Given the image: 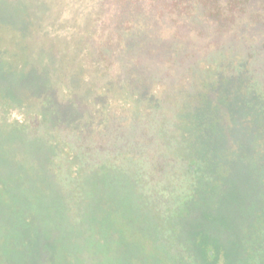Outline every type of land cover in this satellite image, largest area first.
Listing matches in <instances>:
<instances>
[{
    "label": "rangeland",
    "instance_id": "rangeland-1",
    "mask_svg": "<svg viewBox=\"0 0 264 264\" xmlns=\"http://www.w3.org/2000/svg\"><path fill=\"white\" fill-rule=\"evenodd\" d=\"M89 1L0 0L1 219H6L10 209L22 204L20 197L26 199L22 182L28 187L31 183L36 185L38 180L42 181L40 189L35 187L30 190V194H37L45 184L43 181L53 182L57 174L55 178L61 184L60 189L66 187L71 163L64 155L65 151L58 149V132L69 149L82 154L89 164H101L110 159H116L117 162L125 160L132 167L140 169L139 172L146 175L151 186L156 183L167 186L164 189L167 198L172 197L173 200L180 193L171 175V169L178 171L181 167L176 156L178 144L174 140L177 136L175 123L178 120L176 112L179 101L172 108L170 102L163 99L177 87L193 90V78L188 75V67L196 64L197 71L203 68L204 61L215 54L220 40L215 34L214 37L201 38L204 33L192 31L190 37L185 39L181 52L178 49L165 52L159 58L162 67L158 73L165 85L155 87L154 95L147 96L149 101L144 100L143 107L148 101L150 110L139 117L134 111L138 108L136 103L141 95L129 98L127 90L117 95L108 90V75H115L123 65L114 61L116 50L129 51L134 48L131 44L120 43L126 38H134L126 11H134L132 3L135 0H127L128 6H132L124 10L126 2L122 0L101 1L109 13L101 17V31L87 33L85 48L93 53L87 57L85 45L78 36L84 32L83 27L90 23L89 20L88 24L82 22L90 16L89 10H84V4ZM263 7L258 10H263ZM78 18L79 27L75 26ZM183 18L182 23L174 25L173 29L179 27L184 30V27L190 28L193 24H198L200 28L203 26L202 23H195L196 19L191 16ZM213 25L210 28L207 25L203 27L215 32L216 27ZM255 25L257 31L251 32V36L250 33L246 35L248 39L261 37L263 41L264 24ZM173 29L168 28L170 33ZM247 42L251 44L250 40ZM170 55L174 56L173 59ZM141 59L135 54L134 59L130 60L145 69L153 68L148 72V77L152 79L151 72L155 73L157 62L147 57L144 59L148 61ZM254 67L260 72L261 81H264V59L255 62ZM133 71L134 68L128 66L127 78L121 75L120 85L123 88L128 79H135ZM220 79L223 93L210 89L208 95L216 100L215 115L221 113L223 124L227 127L235 119L246 122L252 128L257 127V123L263 125L264 112L261 114L252 110L255 109L253 100H250L252 109L245 106L241 87L247 81L246 76L231 74ZM228 89H234L235 95L229 96ZM153 97L159 102L157 108L151 107L155 102ZM33 121L36 124L29 128L28 124ZM220 126L221 122L208 128L213 133V149L210 155L205 156L217 175L214 193L200 199L191 211L177 221L180 237L188 238L192 244L208 240L220 247L230 240L234 242L242 228L233 222L253 215L255 197L264 195V164L260 163L264 152V130L221 129ZM50 148L62 153L61 161L52 165L56 173L45 168ZM154 155L162 157V162L155 159ZM233 182L241 184L238 191L233 189ZM181 207L177 200L168 203V208L173 212ZM208 210H213L211 213L214 216ZM27 222L31 225L32 221ZM16 223L17 227L20 222ZM216 229L220 232H216ZM4 238L6 235L0 231V256L5 263L9 258H14L15 264H25L28 247L32 250L37 247L35 241L25 242L26 237L15 247ZM40 257L41 252L38 253V260ZM56 263L55 257H51L45 264Z\"/></svg>",
    "mask_w": 264,
    "mask_h": 264
},
{
    "label": "trees",
    "instance_id": "trees-1",
    "mask_svg": "<svg viewBox=\"0 0 264 264\" xmlns=\"http://www.w3.org/2000/svg\"><path fill=\"white\" fill-rule=\"evenodd\" d=\"M101 1L104 0H90L84 4V10H89L90 16L85 17L82 22L88 24L89 20L90 23L83 27L84 32L78 39L84 43L87 57L93 53L85 48V37L87 33L91 34L92 30H100L103 26L101 17L109 13ZM122 1L126 2L123 10L132 6H128L127 0ZM263 3L264 0H135L132 3L134 11H126V16L131 20L130 28H133L134 38H126L120 45L131 44L135 51L118 48L114 61L123 65L115 75H107L110 78V92L117 95L118 92L127 90L129 98L142 96L138 97V108L134 111L139 117L150 110L147 96L154 95L155 87L165 85L162 83L163 79L158 76L162 67L159 58L164 56L165 52L174 49L181 52L186 43L185 39L190 37L192 31L204 33L201 38L214 37L215 34L220 40L215 54L204 61L203 68L197 71L196 64L188 67V75L193 78V90L189 91L188 87L184 86L177 87V90L167 93L165 100L163 99H167L172 108H175L176 102L179 101L176 112L178 120L175 123L177 136L174 140L178 144L176 156L181 167L178 171L171 169V175L172 182H175L177 190H180L173 200L179 201L182 207L176 210L177 212H173L172 208L171 211L168 203L173 202L172 197L167 198L164 194L167 186L162 187L157 183L151 186L146 175L140 173L136 166L128 164V161L117 162L116 159H110L91 165L82 154L69 149L58 132V149L65 151L64 155L71 163L67 172L66 187L60 189L61 184L55 178L57 174L54 175L53 182L43 181L45 184L37 194H30V190L35 187L40 189L42 181L38 180L36 185L31 183L28 187L22 182L26 199L20 197L22 204L17 202L18 205L6 213V219L0 217V231L6 235L4 239L9 244L11 242L15 247L23 237H26L25 242L37 243L33 250L28 247L24 257L25 264H45L51 257H55L56 264H264L262 194L255 197L252 203L253 215L233 222L242 228L237 239L223 243L220 247L208 240L192 244L188 238L180 237L177 224L200 199L210 197L217 186L214 166L210 165L205 157L210 155L213 149V133L208 128L221 122V129H258L259 132L264 130V124L257 123V127L252 128L246 122L235 119L226 127L221 113L215 115L216 100L209 96L210 89L223 93L221 76L226 78L231 74L244 75L247 81L241 88L245 106L251 108L252 99L255 109H251L259 113L264 112V81H261L260 72L254 67L255 62L264 59V39H248L246 35L250 33L251 36L253 31H257L255 24H264ZM260 7H263V10H258ZM186 15L196 19L195 23H202L209 28L214 24L216 31H209L203 26L200 28L198 24H193L190 28L184 27V30L179 27L173 29L174 25L179 26L182 23ZM79 24L78 18L75 26ZM167 26L174 31L170 33ZM247 40L251 41L250 45ZM135 54L142 58L141 61H148L144 59L147 57L157 62L154 66L155 73L151 72L152 79L148 77V72L153 68L145 69L139 63L134 65L130 60L134 59ZM173 57L171 56V59ZM128 66L134 68L132 74L135 79H128L123 88L120 85L121 75L127 78L125 76ZM227 94L233 96L235 90L228 89ZM153 98L155 104L151 107L157 108L159 102L156 97ZM146 99L148 101L143 107ZM35 124L36 121H33L28 127ZM58 149L48 150L45 166L54 173L56 172L53 170L55 166L52 168L53 163L62 159V153H59ZM154 157L162 162V157ZM260 161L264 164V152ZM240 185L232 183L236 191ZM211 211L208 210V213ZM29 220L32 221L31 225L27 222ZM16 221L21 223H18L17 227ZM24 221L26 225L23 224ZM230 229L232 230L233 226ZM216 232L220 231L216 229ZM59 246L61 248H58ZM39 252L41 257L38 260ZM15 263L14 258H9L5 263L0 256V264Z\"/></svg>",
    "mask_w": 264,
    "mask_h": 264
}]
</instances>
